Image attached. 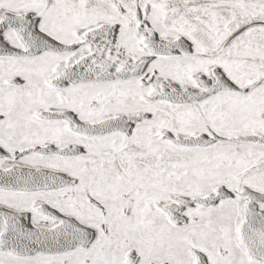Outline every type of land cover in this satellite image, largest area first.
<instances>
[{
    "label": "snow or ice",
    "instance_id": "snow-or-ice-1",
    "mask_svg": "<svg viewBox=\"0 0 264 264\" xmlns=\"http://www.w3.org/2000/svg\"><path fill=\"white\" fill-rule=\"evenodd\" d=\"M0 264H264V0H0Z\"/></svg>",
    "mask_w": 264,
    "mask_h": 264
}]
</instances>
